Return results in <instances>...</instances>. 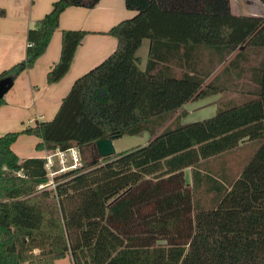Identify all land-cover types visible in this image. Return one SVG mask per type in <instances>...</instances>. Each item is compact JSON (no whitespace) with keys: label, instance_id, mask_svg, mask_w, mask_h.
Segmentation results:
<instances>
[{"label":"trees","instance_id":"1","mask_svg":"<svg viewBox=\"0 0 264 264\" xmlns=\"http://www.w3.org/2000/svg\"><path fill=\"white\" fill-rule=\"evenodd\" d=\"M98 2L56 0L28 30L25 59L0 80L33 68L66 9ZM125 7L135 15L106 33L115 51L74 81L54 118L0 137V264H264V15H234L230 0ZM88 34L61 32L48 85L67 74ZM217 95L213 117L180 122L185 105ZM144 132L146 145L98 155L56 176L51 191L38 190L44 160L21 161L11 149L21 135L39 139L37 151H65ZM236 152L247 155L235 178L224 165L219 177L200 170ZM202 189L211 206L197 203Z\"/></svg>","mask_w":264,"mask_h":264},{"label":"crops","instance_id":"2","mask_svg":"<svg viewBox=\"0 0 264 264\" xmlns=\"http://www.w3.org/2000/svg\"><path fill=\"white\" fill-rule=\"evenodd\" d=\"M55 1L0 0V9L5 11V16L0 17V74L25 59L28 30L34 28L35 23L51 10ZM134 15V11L125 7V0H99L90 9H66L60 16L59 28L45 53L35 62L33 68L22 72L14 80L4 95L5 104L0 108V137L34 127L37 122L52 120L74 81L115 51L117 41L106 33L119 22ZM64 30H83L89 34L78 47L67 74L58 83L48 85L46 76L59 61L61 32ZM148 49L149 42L144 40L138 50L141 51L138 56L140 65L144 67ZM210 98L216 103L220 96ZM147 135L146 132L137 135L145 138V143L138 146L147 144ZM39 142L33 136L21 135L11 149L21 161L30 158L44 159L48 151H37L36 145ZM112 143L114 145L115 141Z\"/></svg>","mask_w":264,"mask_h":264},{"label":"rangeland","instance_id":"3","mask_svg":"<svg viewBox=\"0 0 264 264\" xmlns=\"http://www.w3.org/2000/svg\"><path fill=\"white\" fill-rule=\"evenodd\" d=\"M231 2V12L234 15L242 16H262L264 15V8L257 0H230ZM137 57L141 55V51L137 54ZM141 69H144V66L140 65ZM213 99L205 98L196 102L189 103L182 111L186 112V116L180 119V122L183 123H192L203 121L205 119L211 118L216 113V108L218 101L212 102ZM148 134V133H147ZM146 137V135H144ZM148 136V135H147ZM145 143V138L139 136H124L115 141L113 147L115 153H120L128 149L137 147L138 145H143ZM80 159L81 165L85 163H90L94 160H98V154L93 146H89L86 149L80 150ZM247 152H236L226 154L224 156L210 160L200 167V170L203 172H208L212 174L213 177H219L218 175L223 168V165L226 167L227 176L230 179L235 178L242 167V162L245 160ZM185 178L187 181H190V171L186 170ZM206 186L205 183H202V187ZM196 201L199 205H204L205 207L211 206L212 199L211 196L205 193L202 190L196 193ZM54 264H72L69 257H66L61 260H57Z\"/></svg>","mask_w":264,"mask_h":264},{"label":"built area","instance_id":"4","mask_svg":"<svg viewBox=\"0 0 264 264\" xmlns=\"http://www.w3.org/2000/svg\"><path fill=\"white\" fill-rule=\"evenodd\" d=\"M47 182L38 186V190H55L54 178L81 166L80 151L72 147L65 151H48L44 157Z\"/></svg>","mask_w":264,"mask_h":264},{"label":"water","instance_id":"5","mask_svg":"<svg viewBox=\"0 0 264 264\" xmlns=\"http://www.w3.org/2000/svg\"><path fill=\"white\" fill-rule=\"evenodd\" d=\"M11 86L12 81L9 78L0 80V99L4 97ZM93 147L100 158H106L115 154L113 143L109 140L98 141Z\"/></svg>","mask_w":264,"mask_h":264}]
</instances>
